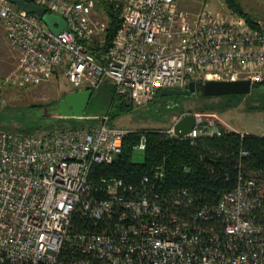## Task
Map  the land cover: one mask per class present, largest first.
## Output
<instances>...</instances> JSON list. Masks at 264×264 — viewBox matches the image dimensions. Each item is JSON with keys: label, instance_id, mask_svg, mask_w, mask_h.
I'll list each match as a JSON object with an SVG mask.
<instances>
[{"label": "built area", "instance_id": "built-area-1", "mask_svg": "<svg viewBox=\"0 0 264 264\" xmlns=\"http://www.w3.org/2000/svg\"><path fill=\"white\" fill-rule=\"evenodd\" d=\"M31 1L67 27L56 33L0 0V33L20 52L10 77L21 85L62 72L77 90L111 80L116 96L139 104L191 81H264L261 19L205 5L192 12L178 0H105L120 8L108 44L100 0ZM195 116L189 134L173 127L170 136L195 144L222 134ZM78 118L94 122L45 133L0 130V264H264V181L246 172L247 148L234 187L202 201L189 187H168L164 163L137 180L95 176V165L112 164L136 130L113 125L111 112ZM147 140L141 133L134 149L145 150Z\"/></svg>", "mask_w": 264, "mask_h": 264}, {"label": "rangeland", "instance_id": "rangeland-1", "mask_svg": "<svg viewBox=\"0 0 264 264\" xmlns=\"http://www.w3.org/2000/svg\"><path fill=\"white\" fill-rule=\"evenodd\" d=\"M197 1L214 10L231 12L224 0ZM239 1L246 11L264 21V0ZM96 14L109 24L103 7L99 6ZM95 44L93 42L94 46ZM19 57L20 52L0 33V80L3 83L0 94V130L45 133L94 122L78 117H63L60 113L59 100L73 90L62 72L37 84L21 85L14 81L10 76ZM242 95L211 97L200 92L196 95H161L160 91L152 100L126 104L122 97L116 96L115 83L105 80L93 91L85 113L101 115L111 112L113 125L133 130L161 129L166 132L183 115L193 113L218 124L221 130L226 128L260 135L264 131V83L249 94ZM133 158L137 162H143L145 151L135 149Z\"/></svg>", "mask_w": 264, "mask_h": 264}, {"label": "trees", "instance_id": "trees-1", "mask_svg": "<svg viewBox=\"0 0 264 264\" xmlns=\"http://www.w3.org/2000/svg\"><path fill=\"white\" fill-rule=\"evenodd\" d=\"M224 1L232 12L244 16L248 21L253 23L258 19L246 11L239 0ZM99 6L108 15L106 37L109 44L120 26V8H116L114 2L105 0H100ZM262 83L264 82L253 84L252 90ZM124 102L130 104L125 100ZM143 132L148 138L147 148L144 150L145 159L137 162L133 158L134 145L139 142ZM241 147L250 151V155L243 159L246 172H254L264 181V138L258 134L226 128L222 129L220 136L200 138L195 144L187 138L170 136L161 129L133 131L124 139L123 152L112 164L95 165V176L115 174L137 180L151 172L156 165L164 163L168 187L186 186L202 201H213L222 192L234 187Z\"/></svg>", "mask_w": 264, "mask_h": 264}, {"label": "water", "instance_id": "water-1", "mask_svg": "<svg viewBox=\"0 0 264 264\" xmlns=\"http://www.w3.org/2000/svg\"><path fill=\"white\" fill-rule=\"evenodd\" d=\"M14 4L23 7L39 16L42 21L54 32L59 33L67 27V21L59 14L49 12L47 7L31 0H11ZM253 84L250 79L215 80L210 79L197 83L191 81L183 89H162L161 95H196L201 92L205 96H223L231 94H249ZM93 90L81 89L67 93L59 100V111L63 117H83ZM196 123L193 113L183 115L175 124L174 132L178 136L189 134Z\"/></svg>", "mask_w": 264, "mask_h": 264}, {"label": "crops", "instance_id": "crops-1", "mask_svg": "<svg viewBox=\"0 0 264 264\" xmlns=\"http://www.w3.org/2000/svg\"><path fill=\"white\" fill-rule=\"evenodd\" d=\"M178 4L181 8L190 10L192 12H197L202 8V6H204V4L198 2L197 0H178ZM85 115L88 114L85 113Z\"/></svg>", "mask_w": 264, "mask_h": 264}, {"label": "flooded vegetation", "instance_id": "flooded-vegetation-1", "mask_svg": "<svg viewBox=\"0 0 264 264\" xmlns=\"http://www.w3.org/2000/svg\"><path fill=\"white\" fill-rule=\"evenodd\" d=\"M73 91H77V89H74V88H73L72 92H73Z\"/></svg>", "mask_w": 264, "mask_h": 264}]
</instances>
